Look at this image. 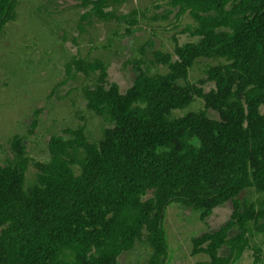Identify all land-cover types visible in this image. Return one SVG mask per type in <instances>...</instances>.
<instances>
[{
	"label": "trees",
	"instance_id": "obj_1",
	"mask_svg": "<svg viewBox=\"0 0 264 264\" xmlns=\"http://www.w3.org/2000/svg\"><path fill=\"white\" fill-rule=\"evenodd\" d=\"M78 1L86 9L80 19L134 23L135 11L115 13L122 0ZM15 4L0 0V31ZM166 5L175 17L188 14L191 24L181 31L194 40L174 44L173 56L153 51L164 73L145 72L137 62L131 84L119 92L100 60L73 57L65 65L95 75L81 92L106 124L96 141L82 126L51 135L49 157L32 161L36 171L27 185L25 147L17 137L10 141L14 161L0 165V264H117L143 236L151 250L147 264H162V219L171 202L201 220L230 202L222 226L191 239V254H206L207 264H230L252 230L264 233V0ZM198 58L222 60L204 71L213 84L207 91L186 80ZM194 98L203 109L173 115ZM248 187L261 194L258 205L238 202ZM223 245L225 255L218 253Z\"/></svg>",
	"mask_w": 264,
	"mask_h": 264
},
{
	"label": "rangeland",
	"instance_id": "obj_2",
	"mask_svg": "<svg viewBox=\"0 0 264 264\" xmlns=\"http://www.w3.org/2000/svg\"><path fill=\"white\" fill-rule=\"evenodd\" d=\"M78 2L16 0L13 19L0 31V165L14 161L10 141L19 138L30 160L25 185L34 179L36 168L32 161L48 159L47 142L51 135H65L64 130L82 126L84 136L96 141L106 126L85 106L81 92L83 87L91 86L95 75H85L71 64L68 71L65 69L73 57L100 60L105 66L106 81L114 82L123 92L132 82L137 62L145 72L164 73L166 68L154 60L153 51L173 56L174 44L194 40L181 31L191 24V18L186 13L175 17L166 0H122L114 7L115 13L135 11L131 25L92 15L80 19L86 9ZM220 61L196 59L188 68L186 80L201 85L203 91L209 90L213 84L205 81L204 71ZM198 109H203L202 101L194 98L187 107L173 111V115ZM206 112L215 117L213 111ZM236 198L240 204L246 200L258 205L261 194L248 187ZM231 209L226 201L201 220L190 207L169 203L162 219L166 243L162 264H207L206 254H191V239L222 226ZM234 231L231 229L228 234ZM150 251L143 236L117 257V264H147ZM227 252V245L218 250L222 255ZM230 264H264V233L252 230L247 248Z\"/></svg>",
	"mask_w": 264,
	"mask_h": 264
}]
</instances>
